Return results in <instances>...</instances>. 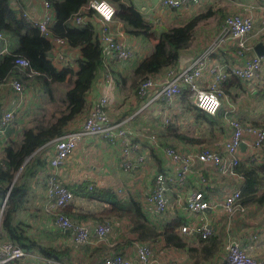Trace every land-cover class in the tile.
Returning <instances> with one entry per match:
<instances>
[{"label": "built area", "instance_id": "obj_1", "mask_svg": "<svg viewBox=\"0 0 264 264\" xmlns=\"http://www.w3.org/2000/svg\"><path fill=\"white\" fill-rule=\"evenodd\" d=\"M211 1L213 0H207L209 3ZM42 2L41 13L37 15L26 10L23 11L22 17L32 23L45 38L52 40L53 46L48 53V59L59 67L67 60V41L52 35L50 31V25L53 23L52 9L49 2L46 0ZM202 4H204L203 0H157L156 6L158 10L173 12ZM101 5H107V8L101 9ZM86 9L93 12V18L99 24V39L102 43L105 68L113 62L118 61L124 65L134 59L136 49L126 36L122 23L115 19V6L106 0H90ZM84 19V16L78 12L73 21L78 25L83 24ZM263 30L264 24L255 22V6L244 4L241 13L226 18L211 43L199 54L186 58L182 56L179 64L174 68L143 81L139 86L138 95L144 101L132 115L114 118L108 96L102 95L91 105L79 129L69 128L61 137L50 142L51 156L47 166L49 164L51 170L38 171L33 186L35 185L36 203L43 212L53 216L54 225L60 230H71L73 243L78 247L93 243L103 244L114 231L113 221L95 225L82 224L73 221L62 211L72 203L82 207L86 205L90 208L89 211L94 212L102 211L103 207H107L103 204L101 206L98 200L75 195L57 173L58 168L73 155L78 144L85 137L91 136L118 148L125 171L130 172L138 168L150 178L151 186L142 195H144L147 217L154 224H163L181 214L187 221L179 229L186 236L200 235L201 238L207 239L217 236L220 232L223 234L224 257L219 264H264V258L258 259L249 248L242 246L232 235L234 227L232 223L237 222L251 208L238 204L241 196L240 188L231 182L224 184L216 193L209 188L210 179L215 175L230 181L241 178L235 168L243 156L240 148L246 134L253 136L251 151L247 153L250 163H258L264 157V130L251 126L250 122L242 120L231 112V109L226 107L228 100L227 97L224 98L225 93L222 89L224 82L232 76H237L246 82L261 77L264 71V59L254 53L253 46L254 39ZM232 45L235 46L237 63L231 64L213 57V54L216 55L219 50L229 49ZM9 53L6 36L0 32V56ZM14 65L17 69L25 71L29 68L30 62L25 58L16 57ZM103 74L109 87L113 78L109 72ZM30 75L32 72L27 74L28 77ZM1 88L12 90L17 104L1 115L0 134L20 111V105L26 94L23 84L13 78L4 82ZM183 89L187 90L189 99L186 105L196 107L209 116L214 117L225 107L224 122L231 132L228 137L222 139L220 150L206 147L195 149L180 145L174 147L160 141L158 135L172 122V111L182 108L185 111L186 106L175 104L176 99L177 102L179 101ZM213 97L218 101V107L210 111L209 109L213 107ZM151 108H155V114L150 112ZM154 128L157 132H154ZM149 133L157 135L150 144L157 153L159 152L161 162L164 164V171L158 173H151V153L148 149L142 151L145 148L139 140ZM5 202L6 198L3 207ZM221 213L227 216L224 229L220 221ZM249 239L252 244L259 245L261 234L255 232ZM135 248L134 256L115 252L104 256L94 264H173L167 260L159 262L156 247L152 245L141 243L136 244ZM25 257H27L26 253L17 245L7 240L0 241V264H12ZM31 264L64 263L39 254V261L35 259Z\"/></svg>", "mask_w": 264, "mask_h": 264}, {"label": "trees", "instance_id": "obj_2", "mask_svg": "<svg viewBox=\"0 0 264 264\" xmlns=\"http://www.w3.org/2000/svg\"><path fill=\"white\" fill-rule=\"evenodd\" d=\"M11 1L0 0V32L6 36L10 50L8 55L0 56V88L4 82L13 78L19 80L25 89L26 85L29 88V85L37 84L35 92L44 93L46 99L42 106L14 117L0 134L4 139L0 142V210L6 198L0 216V241H10L25 252L36 249L43 257L65 264L68 252L66 248L59 250L49 244H43L40 240L35 241L27 235L28 224L17 217L18 213L27 209L36 173L44 170L47 165V160H42L39 152L48 143L66 133L70 124L87 111V95L100 73L109 72L123 96V101L129 104L120 114V118L132 115L144 101L138 95L139 86L143 81L155 78L179 64L182 55L193 50L209 20H216L217 30H220L228 16L241 13L242 9L238 12L231 11L229 15L228 9L221 7L219 0H214L216 2L212 1L205 12L196 13L180 25L164 27L147 19L134 0H106L115 6V19L122 23L126 36L152 44V50L139 59H136L135 53V58L124 65L117 61L105 68L99 24L94 20L93 12L86 9L90 0H46L53 13V23L50 25L52 35L67 41L68 56L72 50L77 51L76 55L71 57V62L59 68L48 59V53L53 46L52 40L45 38L32 23L25 21L22 17L23 8H14ZM78 12L84 16L85 22L77 25L73 20ZM258 41L264 42V30L254 39V44ZM229 51L234 59L235 46L229 47ZM16 57L28 60L29 68L25 71L17 69L14 65ZM213 57L218 56L213 54ZM226 57L228 59V55ZM72 62L77 66L76 69ZM31 72L32 75L28 77L27 74ZM242 81L244 80L232 76L224 82L223 93L230 95L229 90L241 86ZM61 84H66L67 88L60 96H56L53 85ZM6 90L13 93L10 89ZM188 100L187 90L183 89L178 103L186 106L185 111L193 115L194 121L207 123L212 131L211 137L214 138L215 132H220L219 130L223 129L222 124H225V107L213 117L196 107L186 105ZM4 111L3 105L0 104V117ZM251 126L264 130V122L254 121ZM158 137L165 145L174 147L180 145L196 148L208 141L204 134L182 128L177 118L163 128ZM142 147L151 153V173L164 171L160 164V154L155 151L154 146L145 141L142 142ZM249 163L250 158L241 157L235 168L241 178L234 181L220 178V181L223 185L231 182L240 188L238 204L242 207H263L264 157L258 163ZM67 187L77 196L108 204L102 211L92 212L94 214L91 216L97 223L126 220L127 241L130 244L147 243L156 247V254L161 249L181 250L187 255L190 264H211L218 256H222L224 249L221 232L207 239L201 238L200 235L186 236L179 229L187 221L181 214L163 224H154L147 217V209L140 195L139 198L130 196L127 203L124 194L119 195L110 188H96L87 181L81 185L71 184ZM65 208L63 213L70 217L71 213ZM83 217L77 215V219Z\"/></svg>", "mask_w": 264, "mask_h": 264}, {"label": "crops", "instance_id": "obj_3", "mask_svg": "<svg viewBox=\"0 0 264 264\" xmlns=\"http://www.w3.org/2000/svg\"><path fill=\"white\" fill-rule=\"evenodd\" d=\"M19 1V3L17 2ZM43 0H12L11 4L14 8L22 7L24 11L29 10L34 14H39L42 11ZM230 1V0H229ZM232 2H236V4H241L240 0H236ZM245 5L252 4L255 6V22L264 24V0H246ZM135 5L144 12V14L148 12H154L158 10L156 4L157 0H134ZM204 4H207V0H203ZM244 3H242V6ZM242 9V8H241ZM240 9V10H241ZM235 11L236 9H232ZM239 10V11H240ZM172 12V11H170ZM174 12V11H173ZM238 12V11H237ZM159 17V16H158ZM157 17V18H158ZM158 20H161L159 17ZM159 24V23H158ZM217 33V27L213 28L212 31L207 35V38L200 37V40L196 42L194 45V49L188 51V53L183 54L182 56L193 57L197 55L202 48H204L208 44V40H212L215 34ZM206 41L204 42L202 41ZM130 43L133 45L138 43L137 39H131ZM210 42V41H209ZM72 50V49H71ZM77 51L72 50V52L66 55V61L70 62L73 60L71 57L76 55ZM216 55L218 60H223L229 63H237V58L232 59V55L229 49L225 48L219 50ZM228 55V59L227 56ZM65 61V63H66ZM72 66L76 69L77 66L73 64ZM25 98L20 105V110L28 109L31 105V98L29 92L25 90ZM230 96L227 95L228 103L226 107L231 109V112L235 113L242 120L247 122L260 121L264 122V71L259 79L253 80L251 82L242 81V85L238 87H232L229 90ZM102 95H107L109 98V106L112 111V115L114 118L119 119L120 114L124 112L128 108V103L123 101V96H121L120 90H118L117 85L114 80H112V85L107 87L106 79L104 74L100 73L98 79L96 80L93 88L88 93V109L91 107L93 103H95L99 97ZM0 104L3 105L4 110L11 109L13 105L17 104V99L13 93H10L8 90L2 89L0 90ZM87 111L80 115L74 122H72L69 126L70 129H79L83 120L86 117ZM150 112L154 113V109L151 108ZM16 117L19 115L16 114ZM26 122V119L23 120ZM223 129L222 133L225 135L223 138L228 137L230 135L229 128L222 124ZM157 131V130H155ZM157 135H151V133L147 134L145 137L140 139V142H149L152 139H156ZM253 136L246 134L243 138V147L240 148L243 156L247 158L248 154L251 151ZM52 145L49 143L45 146L38 155L47 161L50 158V147ZM142 151H147L144 149ZM161 166L163 167V162L160 161ZM44 170L50 171L51 167L46 165ZM127 173V177H125L124 172ZM59 178L64 181L67 185L78 184L81 185L82 182H88L93 184L96 188H110L115 191L117 194H125L126 202H129L130 196L138 197L141 196L142 200L144 195L142 192L138 191L139 183L144 182V186L146 187L144 190H148L151 186L150 178L143 171L138 168H135L133 171H125L122 167L121 158L119 150L116 146L107 145L101 139L87 136L85 137L80 144H78L77 148L73 152V155L68 158L62 166H60L57 170ZM145 175V176H144ZM124 176V179H123ZM144 177L139 181V178ZM128 179V180H127ZM126 183L124 185L123 183ZM220 181V177L212 176L210 179L209 188L212 189L213 193L219 192L222 189L223 184ZM34 181L32 182V184ZM35 186V185H34ZM32 187V196L34 192L33 198H30L27 209L22 211L20 214H17V217H20L25 223L28 224L29 228L27 229V235L31 236L35 241L40 240L43 244H49L53 246L55 249H67V257L65 264H94L98 260L102 259L104 256L120 252L129 254L130 256L135 255V246L136 244H130L127 241V227L126 220L122 219L121 221L114 220L113 224H115V230L111 235H109L108 241L103 242V244L93 243L87 244L84 247H78L73 243V232L68 229L61 230L54 225L53 216L46 212H43L40 205L36 203V193L35 187ZM125 186V187H123ZM138 192V193H137ZM87 198V197H85ZM90 199V198H87ZM105 206L108 204L104 202H100ZM84 205V204H83ZM86 205L83 207L79 204H70L65 210H68L71 213V218L79 223H86L88 225H95L97 222L91 216L94 214L89 211ZM183 212V210L181 209ZM210 214V212H209ZM77 215L84 216L81 219H77ZM213 215V214H211ZM237 215V214H236ZM214 216V215H213ZM239 217V215L237 216ZM236 217V218H237ZM227 216L223 213L220 214V221L222 229L225 228ZM122 226L123 230H118L116 228ZM233 233L235 240H237L242 246L249 248V251L256 256L258 259L264 258V206H256L251 207L247 214L241 216L237 222L232 223ZM223 232V230H221ZM258 232L261 234V242L259 245H254L250 241L249 237L251 234ZM25 252V251H24ZM27 257L18 261V264H31L35 259L39 261V254L42 255L38 250L32 249L31 251L25 252ZM43 256V255H42ZM224 255L218 256L214 262L211 264H219ZM158 261H170L173 264H190L187 255L179 250L173 249H161L157 252ZM136 264V263H135ZM208 264V263H206Z\"/></svg>", "mask_w": 264, "mask_h": 264}, {"label": "rangeland", "instance_id": "obj_4", "mask_svg": "<svg viewBox=\"0 0 264 264\" xmlns=\"http://www.w3.org/2000/svg\"><path fill=\"white\" fill-rule=\"evenodd\" d=\"M214 2H216V1H214ZM211 3H212V1H211ZM218 3H219V5L221 7H226L228 9V13L230 15L231 11H233L232 10L233 8L236 9L237 11H239L242 8V3L246 4L247 2H246V0H242L240 2L241 4L239 5V4H236V2H232L231 0L230 1L229 0H219ZM209 4L210 3L202 4V6H197V7L192 6L189 9H186V10H183V11L170 12L169 10H164V11L157 10V12L156 11H154V12H148L145 15H146L147 19H149L153 24H157L158 25V23H159L161 26H164V27L173 26V25H180V24L184 23L185 21H187L188 19H190L196 13H198V12H205L207 9H209L208 8V5ZM158 16L161 18V20H158V18H159ZM216 27H218L217 21L216 20H212V19L209 20V23L205 27H203V30H202V32L200 34V37L207 38L208 37L207 35L212 31L213 28H216ZM217 32H218V30H217ZM200 37L198 38V40L196 42H198L200 40ZM206 41L207 40L202 41V42H204V44H205ZM211 41L212 40H208V44H210ZM208 44L204 48H206L208 46ZM194 47H195V45H194ZM194 47H193V49H194ZM134 48L136 49V59H139L140 57L145 56V55H147L148 53L151 52V50H152V44L146 43L145 41H143L141 39L140 41H138V43L136 42ZM204 48H202L200 50V52L202 50H204ZM263 62H264V60H263ZM64 64H67V62L65 63V61H64L62 65H64ZM62 65H60L59 68L62 67ZM36 86H38V85L37 84L35 86L34 85L33 86H30L29 85V88H27V85H26V89L25 90L27 92H29V94H30L31 105H30V107L28 109H25L24 111L23 110H20L18 113H16L17 115L20 116V115H22L23 112L24 113L31 112V109L37 108L39 106H42V104H44L45 99H46L45 98V94L44 93L37 94L35 92ZM53 86H55L56 96H60V94H62V92L67 88V85L66 84H61V85H57V86L56 85H53ZM225 94H224V98L227 97ZM177 100L178 99H176L175 104L177 103V105H178ZM47 106L49 107V104ZM156 106H155V108H156ZM172 113H173V115H172L171 121H175L176 118H177L179 120V123L182 126V128H184V129H190V130H193L194 132L196 131L198 133H202V134L205 135V138L208 141L206 143H204L203 146L196 147L197 149H202L204 147L211 148V149H217V150H220L221 149V138L224 135L222 133V131L219 130L220 132H218V133L215 132V137L212 138L211 137L212 131H211L210 126H208L207 123H205L203 121L202 122H196V121H194L193 115L190 114V113H188L187 111H183V108L181 110H177L176 109V110L172 111ZM153 130H155V128ZM154 132H157V131H154ZM2 138H3V136H0V142H3L4 139H2ZM124 174H125V177H127V173L124 172ZM123 179H124V176H123ZM141 179H143V178H141ZM123 184L126 185L125 182ZM32 187H33V184H32ZM123 187H125V186H123ZM144 188H145L144 182H140L139 183V189H137V190L143 193L145 191ZM30 193H31L30 198H33L34 192H33V196H32V188H31ZM122 227L123 226L121 224V226L118 227V228H116V229H118V230H121L122 229L123 230V228H125V225H124L123 228ZM126 227H127V224H126ZM113 229L115 230V225H114Z\"/></svg>", "mask_w": 264, "mask_h": 264}, {"label": "water", "instance_id": "obj_5", "mask_svg": "<svg viewBox=\"0 0 264 264\" xmlns=\"http://www.w3.org/2000/svg\"><path fill=\"white\" fill-rule=\"evenodd\" d=\"M253 51L255 54H257L259 57H262L264 58V42L263 41H258L254 44L253 46ZM243 147V144H241V148ZM3 204L2 203V207H1V210L3 208ZM1 216V214H0Z\"/></svg>", "mask_w": 264, "mask_h": 264}, {"label": "clouds", "instance_id": "obj_6", "mask_svg": "<svg viewBox=\"0 0 264 264\" xmlns=\"http://www.w3.org/2000/svg\"><path fill=\"white\" fill-rule=\"evenodd\" d=\"M104 8H107V5H101V9H104ZM212 105L213 107L209 109L210 111H214L215 107H218V101H216L214 97L212 99Z\"/></svg>", "mask_w": 264, "mask_h": 264}]
</instances>
